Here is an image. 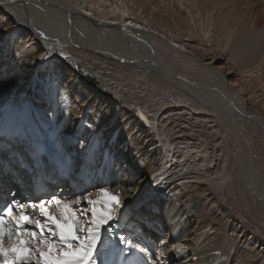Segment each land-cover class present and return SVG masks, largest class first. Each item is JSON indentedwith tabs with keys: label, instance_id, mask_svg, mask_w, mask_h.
<instances>
[{
	"label": "bare ground",
	"instance_id": "6f19581e",
	"mask_svg": "<svg viewBox=\"0 0 264 264\" xmlns=\"http://www.w3.org/2000/svg\"><path fill=\"white\" fill-rule=\"evenodd\" d=\"M145 1L137 0V4L154 11L146 25L130 18L103 19L99 13L83 12L62 0H0V38L2 46L11 44L0 57L5 75L12 69L8 60H16L20 74L13 79L26 86L40 68L42 46L63 45L50 66L43 68L45 74H37L35 110H28L26 102L0 106L17 109L28 127H41L49 117L57 129L54 141L72 148L70 155H75L77 164L73 173L80 171V176L93 183L85 194L89 198L95 199L102 188L119 193L121 208L114 220L129 224L137 218L138 240L145 238L149 247L141 253L128 244L131 255L124 264H264L256 250L264 254L260 237L249 232L250 226L224 207L206 184H189L173 194L157 193L167 182L159 179L177 169H172V164L166 170L164 167L173 162L183 166L190 156L177 149L180 155L175 159L161 138L166 136L162 129L158 130L162 134L152 131L168 101H194L200 115L210 113L221 120V115L231 114L232 118L227 115L224 119L233 120L238 128L229 149V167L242 150L247 159L252 154L260 159L259 175L264 178V45L247 59V70L236 80L231 79L235 75L231 68L216 66L218 57L209 55L212 59L202 63L214 45L226 52L247 37L264 33V0ZM80 46L118 70L109 73L77 60L84 58ZM86 73L90 75L85 77ZM66 79L71 81L67 89ZM90 99L93 106L86 109ZM37 113L44 116L36 123L33 117ZM43 136L53 143L50 134ZM207 161L199 157L197 171L206 167ZM150 180L156 185L148 183V190L140 192ZM217 185L213 181V186ZM144 192L150 195L141 196ZM113 221L102 228V236L108 239ZM13 252L17 264H22L19 248Z\"/></svg>",
	"mask_w": 264,
	"mask_h": 264
},
{
	"label": "rangeland",
	"instance_id": "374dc122",
	"mask_svg": "<svg viewBox=\"0 0 264 264\" xmlns=\"http://www.w3.org/2000/svg\"><path fill=\"white\" fill-rule=\"evenodd\" d=\"M62 1L66 5L70 7H76L83 12H85L88 9L91 10L92 12L99 13L98 16H100V18L103 19L112 20L118 18L120 19L130 18V20H134L141 24L143 23L144 25L148 24L147 21L149 20L150 14L154 13V11L152 10H145V9L143 10L141 7L142 4L141 5L137 4L138 3L137 0H62ZM145 3H147V0L145 1ZM258 34L259 37H256L255 35L251 37H247V39L243 40L238 44L237 48L227 50L226 52H222V50L219 47L214 45V49L212 50L214 52L210 51V53L207 54L206 58L204 57L205 59L202 58V63L203 61L204 63H207L213 57L215 58L218 57L219 59H217L216 61V66L224 65L231 68L233 73L235 72L234 73L235 75H233L231 79L236 80L241 73H244L245 70H247V67H245V65L248 63L247 59H249V57L252 56L254 57V55H256L258 51L259 46L264 45V33L262 32V35L261 33ZM174 39L175 38H173L172 36L171 40ZM2 43L3 41L1 39L0 57H2V55H4L5 52H7V50H10L11 48V44L5 45L4 47L2 46L3 45ZM171 44L174 43L171 42ZM61 46L63 45L57 43H53V44L48 43L47 45L42 46L44 49V54L42 56L41 63L39 65L40 68L38 69L37 74L39 75H41V73L45 74L43 68L46 67L47 65L50 66L51 61H54L56 59V53L59 51V48ZM79 49H80L79 52L84 55V58L77 57L76 58L77 60L81 62H89L95 68L97 66L105 71H108L109 73H113L118 70V67H115V65L112 64L109 65L108 64L109 62L107 60H104L100 57H96V55L91 54L85 48V46H80ZM235 56H239L240 58L239 57L235 58ZM207 57L209 58L208 60ZM232 58L234 59V62L236 60V63L233 62ZM228 60L230 61L228 62ZM8 62H9L8 65H12L11 72L9 73L10 75L8 73L5 75L7 70L5 71V69L4 70L0 69L2 70L0 71V105L3 104L4 102L11 105L12 102L14 101L20 102V105L26 102V107L28 110L30 111L35 110L36 104H34L33 97L37 94L36 90L38 87L36 88V85L38 81V75L35 74L34 78L31 79V82H29L25 86V82L24 84H22L20 81H14L13 79V76H15V74L18 75L20 74V72H18L17 70L16 60L9 59ZM79 69L81 71L83 68L80 67ZM82 71L85 72L84 70ZM119 71L121 70L119 69ZM124 72L129 76H135L132 72L123 71V73ZM100 73L103 74L102 71H100L99 74ZM88 75L90 74L86 73L85 77ZM76 76L77 77L79 76V79L82 81L89 82L86 78H84V76L81 75H76ZM92 78L94 80L96 79L93 76ZM18 79H20V77H18L17 80ZM66 81L68 82L65 83L67 89L70 88L71 81L67 79ZM96 84L98 83L96 82ZM90 85L92 88H95V84L90 83ZM11 96L14 98H10ZM8 97L10 99H7ZM91 99L89 100L90 102L88 101V103H86L85 106L86 109H89L93 106L91 103ZM66 101L70 102L72 100L68 101V99L66 98ZM165 105H166L165 108L163 107L162 110L159 111L160 115L157 121L155 122L157 125L156 124L153 125L152 131H155V133H160L158 132V130L162 129L161 132H164V134H166L167 139L164 138L166 137L164 134H163L164 136H162L161 138L165 140L166 145H168L167 147L170 148V151L172 152L170 153L175 154L174 155L175 159L178 157V155H180L179 151L181 152L183 151L181 154L187 152L188 153L187 155L190 157H188L189 158L188 160L184 161L183 166L177 167L176 166L177 164L173 162L167 164V166L164 167V169L166 170V168L168 169V167H170V165L172 164L171 168L173 169L174 167V169L175 168L177 169L172 170V173H169L171 174V176H169V174H165V177L163 176L162 179H159L162 181L165 178L167 182H164L163 187H161L160 189L158 188L157 193L173 194L178 192L179 188H182L183 186L189 184L204 183L214 192H216L217 196L223 202L224 207L228 208L231 212H233V214L236 215L235 217L238 218V220H240L242 224L247 225V227L250 226L249 232L254 231L255 234L260 237L261 243L264 244V178L261 177V175H259V170H260L259 168L261 167L259 163L260 159L257 156H254L253 154L247 159V156L241 153L242 150L240 151L238 150L235 156V161L237 160L236 163H233L234 166L232 168L229 167V163H231L229 158L230 155L229 149H230V145H232V140L234 139V133L237 131L238 128L237 124L233 122V120L224 119L227 115L230 118H232L231 114L230 115L225 114L224 116L221 115V117L224 120L223 119L221 120L215 116L213 117L210 115V113H208L207 115H200L202 114L201 111H198V109H194V107H197L194 101H189L185 104L174 100V101H168ZM0 107L3 108V106ZM6 108H8V106H6ZM221 113H227V112H221ZM46 118L47 119L41 124L40 128L42 130L39 129V126H35V127L41 131L42 135H46V134L51 135L50 138L51 140L53 139L52 140L53 143H51V141H49L47 137H45V139L49 141L51 149L53 145L54 146L60 145L61 147H63V149L65 148L66 151H69V155H70L72 148L69 147L68 149L67 147L69 145H66L64 147L65 144L62 143L63 145H61L60 142L57 143V141L56 142L54 141V138L56 139L55 136L57 135L56 132L57 129L51 126V124L49 123L50 121L49 117L46 116ZM35 127H28V128L34 129ZM155 133L153 132L154 135ZM155 136L156 139L159 140L160 137L158 135ZM239 143L240 145L244 144L242 140H240ZM189 147L193 148V150L191 151V148ZM201 151L204 152L202 153ZM170 157H168L169 160ZM199 157H201V159H204L206 157L208 161L206 167L203 166L201 170L197 171L196 167ZM191 158L195 159V161L193 159L191 160ZM159 180L157 181L158 183H160ZM150 181L151 182L147 181L145 184H143L142 190H140V192H142L143 190H148L149 188L147 187L148 183H150L151 185H156V182L154 184L153 180ZM213 181H217L218 185L213 186ZM90 190L91 189H89L88 191ZM145 193L146 192L140 193V195L145 196ZM137 222L138 221H133L132 223H129L127 226L132 228V226L138 224ZM152 224L154 225L155 223ZM65 231L71 233L70 228L65 229ZM126 232L128 235H131V233H128V231ZM134 232L135 230H133V234ZM139 234L134 235L137 238L136 240L134 237V240L138 241ZM148 237L149 234L147 238ZM106 238L107 237L103 234L100 243V247L102 248L99 249L98 264H101V262L102 264H104V260L106 259V257H110V260H107L106 264H109V262L112 261L115 264H124L127 258V253L125 252L126 254H124L125 244L123 242L121 244H117L115 243V240L108 238H107L108 241H106L107 240ZM252 241H254V239ZM131 243H127V246L128 244ZM134 243L135 242H133L132 245H134ZM134 246L136 249L141 251V253H143L144 250L142 248L138 247L137 245ZM101 250L103 252H100ZM256 250L260 254V257L264 258V254L261 253V249H256ZM19 251L22 252L23 255L22 258L19 260V263L25 264L24 257L27 255V253L20 248ZM52 251H55V249H53ZM30 264H35V261L30 262Z\"/></svg>",
	"mask_w": 264,
	"mask_h": 264
},
{
	"label": "snow or ice",
	"instance_id": "6c2138e0",
	"mask_svg": "<svg viewBox=\"0 0 264 264\" xmlns=\"http://www.w3.org/2000/svg\"><path fill=\"white\" fill-rule=\"evenodd\" d=\"M27 207L28 212L23 204L7 203L0 208L3 264H17L12 248L27 253L25 264H98L102 228L115 219L121 201L119 193L102 188L95 199L87 195L70 201L53 197ZM13 212L17 214L13 216ZM67 228L71 233L65 231ZM124 239L121 237V242Z\"/></svg>",
	"mask_w": 264,
	"mask_h": 264
}]
</instances>
